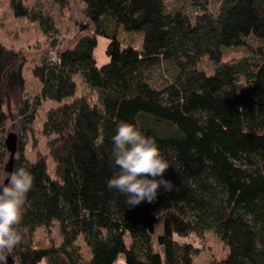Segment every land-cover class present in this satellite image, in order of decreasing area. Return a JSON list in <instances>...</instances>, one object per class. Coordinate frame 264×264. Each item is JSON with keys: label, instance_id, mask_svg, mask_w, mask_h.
<instances>
[{"label": "trees", "instance_id": "16d2710c", "mask_svg": "<svg viewBox=\"0 0 264 264\" xmlns=\"http://www.w3.org/2000/svg\"><path fill=\"white\" fill-rule=\"evenodd\" d=\"M8 1L15 16L38 22L46 36L55 31L50 15ZM81 1L92 28L80 30L90 35L41 57L32 70L40 84L33 98L24 95L25 56L0 42V174L15 135L13 170L24 166L34 176L19 225L23 240L9 262L115 264L122 256L124 264H194L200 249L182 239L212 231L227 247L213 264H264V0H220L216 10L201 4L194 14L165 0ZM120 31L141 35V49L124 45ZM99 37L108 41L101 66L94 56ZM248 39L260 43L252 54L223 60ZM205 59L212 70L201 66ZM77 80L87 91L79 92ZM48 100L55 105L41 131L53 177L45 156L24 155V138ZM121 121L153 137L170 164L163 175L173 187L158 189L152 203L128 207L106 186L118 171L111 138ZM158 219L162 231L155 234ZM54 222L60 243L33 246L36 230Z\"/></svg>", "mask_w": 264, "mask_h": 264}, {"label": "rangeland", "instance_id": "374dc122", "mask_svg": "<svg viewBox=\"0 0 264 264\" xmlns=\"http://www.w3.org/2000/svg\"><path fill=\"white\" fill-rule=\"evenodd\" d=\"M28 8H33L36 11L42 10L44 13L53 18L55 31L48 37L39 26V23L32 21L27 17L15 16L8 0H0V42L7 47L16 49L22 52L26 58L23 74L25 77V92L24 95L28 99L39 94L40 84L33 76V67L40 62L41 57L47 53L55 54L57 50L71 49L74 46L75 39L79 36L90 35V31L81 32L84 24H87L91 29L92 25L87 22L83 15V3L81 0H66L65 6H59L51 0H21ZM168 7H180L182 12L194 14L201 4L216 10L220 0H165ZM119 38L124 45H132L136 49H141L142 36L139 34H129L122 31L119 32ZM141 38V39H140ZM52 41L56 42L55 49H52ZM107 39L98 38V44L94 51V56L97 65L101 66L108 61V56L105 53ZM247 43L240 48H229L225 51L223 60L230 61L238 59L247 53L252 54L253 46H258L254 39H248ZM251 45V46H250ZM207 71L212 70V66L205 59L201 65ZM157 71H154L156 75ZM79 92L87 91L86 87L77 80ZM91 99L95 100V95L90 94ZM55 102L42 101L41 106L37 110V114L33 123V131L28 133L24 138L25 149L24 155L29 161H33L37 154L45 156L47 162L48 173L53 177L54 163L49 154L47 138L42 134V124L44 122L46 112L54 106ZM8 131H12L11 122L7 124ZM11 129V130H10ZM155 234H160L162 231V220L158 219L154 228ZM61 241V236L58 224L54 222L49 230L41 227L36 230L33 239V246L37 248L48 247L51 244L58 245ZM128 244V239H126ZM182 241L190 242L195 247L199 248V253L194 256V264H213L227 253L225 247L217 236L212 231H205L202 237L190 235ZM75 244L79 247L84 259L90 258V251L82 239H78ZM16 264V263H14ZM115 264H124L122 256H119Z\"/></svg>", "mask_w": 264, "mask_h": 264}, {"label": "clouds", "instance_id": "9594fccd", "mask_svg": "<svg viewBox=\"0 0 264 264\" xmlns=\"http://www.w3.org/2000/svg\"><path fill=\"white\" fill-rule=\"evenodd\" d=\"M111 142V159L118 171L107 180L106 186L124 195L128 207L154 202L161 187L172 189V182L163 175L170 164L153 137L133 123L121 121ZM33 183V174L24 166L0 174V264H7L8 255L22 243L19 225Z\"/></svg>", "mask_w": 264, "mask_h": 264}, {"label": "water", "instance_id": "95a60500", "mask_svg": "<svg viewBox=\"0 0 264 264\" xmlns=\"http://www.w3.org/2000/svg\"><path fill=\"white\" fill-rule=\"evenodd\" d=\"M16 136L15 135H11V137L9 136V138L7 139V144H8V149L10 151V156H9V160L5 166V170L11 172L13 170V158H14V154L16 151ZM7 263L11 264V262H9L8 257H7Z\"/></svg>", "mask_w": 264, "mask_h": 264}]
</instances>
